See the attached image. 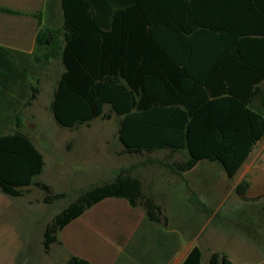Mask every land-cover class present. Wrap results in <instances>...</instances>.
Returning <instances> with one entry per match:
<instances>
[{
	"label": "trees",
	"instance_id": "16d2710c",
	"mask_svg": "<svg viewBox=\"0 0 264 264\" xmlns=\"http://www.w3.org/2000/svg\"><path fill=\"white\" fill-rule=\"evenodd\" d=\"M61 8L62 32L40 33L36 40L64 69L50 103L58 126L74 129L114 115L124 154L182 152L183 161L158 163L180 175L207 160L233 178L264 137V116L248 108L264 83V0H61ZM43 167V156L18 128L0 134L4 195L17 198L34 186L46 194L45 204L63 197L35 181ZM132 168L84 191L57 214L44 229V251L58 231L106 198L141 205L155 221L161 208L129 176ZM248 186L245 180L235 186L240 199L247 200ZM191 194L194 208L208 212ZM189 261L199 264L197 248ZM209 263L233 264L218 253ZM67 264L88 263L72 257Z\"/></svg>",
	"mask_w": 264,
	"mask_h": 264
},
{
	"label": "crops",
	"instance_id": "0c3cea01",
	"mask_svg": "<svg viewBox=\"0 0 264 264\" xmlns=\"http://www.w3.org/2000/svg\"><path fill=\"white\" fill-rule=\"evenodd\" d=\"M0 8L19 13L0 12V134H7L21 125L24 108L38 98L40 88L50 84V73L55 74L50 84V103L52 101L64 69L59 60L49 59L47 46L37 45L36 40L40 33H61L63 13L61 0H0ZM58 39H62L61 35ZM258 88L248 108L264 116V83ZM164 151L167 155L163 154V158L169 159L182 153L153 152L156 167L145 184L135 171L132 175L141 181L143 195L161 208L156 220H148L141 205L131 206L124 198H106L59 231L57 243L67 253L65 264L72 257L88 264H186L195 248L200 252L199 264H210L211 255L218 252L204 254L193 235L191 223L194 220L209 222L216 216L206 203L210 200L208 189L206 191L198 179L193 178L194 172L207 160L176 175L158 163L162 160L157 156ZM107 153L113 161L115 154ZM234 178L233 191L241 181L248 182L247 200L264 196V137L253 145ZM191 193L208 212L194 208ZM246 215L245 211L237 210L235 216Z\"/></svg>",
	"mask_w": 264,
	"mask_h": 264
},
{
	"label": "rangeland",
	"instance_id": "374dc122",
	"mask_svg": "<svg viewBox=\"0 0 264 264\" xmlns=\"http://www.w3.org/2000/svg\"><path fill=\"white\" fill-rule=\"evenodd\" d=\"M54 75L50 73V84ZM50 84L40 88L38 98L24 108L17 128L43 156L44 167L35 181L48 185L51 195L63 197L45 204L46 194L34 186L21 189L17 198L0 191V264H65L67 253L57 243L59 231L56 243L47 252L42 245L44 229L54 217L84 191L112 181L121 169L134 167L129 176L133 177L135 171L145 184L156 167L150 163L152 154L123 153L117 140L120 119L114 115L109 120L97 118L74 129L58 126L50 112ZM104 112L108 113L107 106ZM119 150L122 152L117 154ZM108 151L115 154L113 161L107 157ZM163 154L167 152L158 154L157 159L184 160V153L172 159L163 158ZM193 178L208 189L210 200L206 203L216 215L209 222H191L193 235L204 254L223 253L235 264L264 262V196L240 199L232 188L236 178L227 179L218 163L203 162ZM237 210L247 215L238 218Z\"/></svg>",
	"mask_w": 264,
	"mask_h": 264
}]
</instances>
